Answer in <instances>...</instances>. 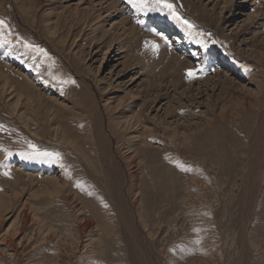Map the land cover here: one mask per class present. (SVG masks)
I'll return each mask as SVG.
<instances>
[{"label": "rangeland", "instance_id": "374dc122", "mask_svg": "<svg viewBox=\"0 0 264 264\" xmlns=\"http://www.w3.org/2000/svg\"><path fill=\"white\" fill-rule=\"evenodd\" d=\"M107 1L0 0V264H264V0H170L190 32ZM143 102L150 123L124 129L111 107ZM142 153L184 189L167 214Z\"/></svg>", "mask_w": 264, "mask_h": 264}, {"label": "bare ground", "instance_id": "6f19581e", "mask_svg": "<svg viewBox=\"0 0 264 264\" xmlns=\"http://www.w3.org/2000/svg\"><path fill=\"white\" fill-rule=\"evenodd\" d=\"M79 1H81V0H78V2ZM96 1L97 0H89V4L91 5L90 6L91 8H92V6L93 7L96 6L94 4V2H96ZM114 1L113 0L110 1V2L107 1L108 3L105 4V6H100L99 9L102 10V12L105 11L104 13H108V15H109L110 13L107 10L112 9V6H109V4L114 3ZM81 4H82V2H81ZM89 4H88V6H89ZM93 11H95L94 8L90 12V10L89 11H85V10L80 9L78 6H75L70 11L71 20L72 21H76V22H78L82 18H84V20H86L88 18L89 14L90 13H93ZM98 15H100V13H98ZM129 32L132 33V34L135 33V28L133 26H130ZM161 77H164V75L162 74ZM37 96L39 97V95H37ZM157 97H155V98H157ZM79 102L77 104H79ZM81 104L82 103H80V105ZM144 107H147L146 106V102H143L141 104L140 109L138 110L139 111L138 114H133V115H130V116H126V113L127 112H130L132 110L130 108H128L127 110H123V109H125L124 105L121 106V107H119V105H116L115 107L113 106L111 108H113L115 110L121 109L120 112L118 113V116H117L118 123L123 124L122 126H123L124 129L131 130L133 128V130H131L132 133H136L137 131H139L138 130L139 128H137V127H139L140 124H146V123L148 124V123H150L149 117L148 116H144V114H143V111L142 110H143ZM113 109H111V111ZM84 118H86V117H84ZM87 119H88L87 121L90 122L91 117L88 116ZM81 123H83V122H80L78 124H81ZM82 126H84L83 127V129H84L83 131H85L84 133L87 132L88 133V136H89V134H90V128H91L92 124L86 125V126L85 125H82ZM148 130L149 131H147V134L151 133L150 129H148ZM92 138H93L94 141L96 140L95 135H93ZM149 139H151V138H149ZM185 139L186 138L184 137V140ZM85 144L86 145H89L90 147H92L91 142H90V139H88L87 141H85ZM92 150L93 151H91V154H93V155L94 154H97L98 155V152H99L98 149L92 148ZM151 150L152 149H150V148L149 149H143V152L151 151ZM80 155L82 157V154H80ZM142 155L144 157H146L148 159V163H151V164L150 165H147L146 163H142L144 165L143 167H142V164L140 165V168H142L143 171L144 170L146 171V175H144V178H142V182L140 184V185H142L141 186V189H142L141 195L144 198L147 197V196H154L153 197V201H155V200L156 201L153 204H155L159 208L160 207L163 208L162 211H161L162 214H165V213L167 214V212L164 211V210H166L167 205L168 204H171L172 205L173 203H175L176 197L180 194V192H183L184 189H182L180 187V185H179V179H176V177L172 174V171H173L172 168L170 166L166 165L167 163H170L171 160H167V159L161 160V158L158 155H152L149 158L146 156L145 153H142ZM166 160H167V163H166ZM100 161H101V158L98 157V161L97 162L100 163ZM77 166H79L78 170L79 169H82V168L83 169L85 168V166H84V164L82 162H78L76 160V162H73V166L71 168V173H74V172L77 171ZM97 166H98V164L93 165V166L90 167V169L94 170L99 175V176L95 175L93 177V179L92 178L89 179L91 182L92 181L97 182L96 180H98L99 178L101 179L102 176H103V174H101L100 172H98ZM101 168L103 169V166L102 165H101ZM174 168L177 170V172H180L181 170H183V168L178 163H176V166ZM114 173L117 174V171H116L115 168H114ZM189 179H190V181L188 183H190L192 181L195 182V183L197 182L194 178H189ZM72 182H74V181H72ZM104 197H105V195H104ZM106 197H107L106 199L108 201L109 200L111 201V200H113V197L114 196H110V198L108 196H106ZM154 198H155V200H154ZM162 202H165V203L163 204ZM113 212H115V211H113ZM109 222L111 224H115V221L114 220H110ZM118 231H119V228H118Z\"/></svg>", "mask_w": 264, "mask_h": 264}, {"label": "snow or ice", "instance_id": "6c2138e0", "mask_svg": "<svg viewBox=\"0 0 264 264\" xmlns=\"http://www.w3.org/2000/svg\"><path fill=\"white\" fill-rule=\"evenodd\" d=\"M127 2L132 6L133 9H135L137 12L143 13L147 15L149 12H158L161 14H164L167 16L169 20L174 21L179 27L184 29L185 31L190 32V30L194 27L189 21L182 18L177 14V11L174 7V4L170 2V0H127ZM138 23H143V21H137ZM4 26V21L0 20V27ZM152 33L154 35H158L155 29H151ZM161 39L163 37L161 36ZM195 43L199 44L201 48L207 50L209 48L208 42L204 40H195ZM165 43L167 41L165 40ZM217 43L216 41H212V44ZM26 47H30L29 45H25ZM151 46L153 51H156L159 47V45L152 41H145V47ZM36 51L38 53L43 54L45 57H47V52H45L44 49L36 48ZM186 75L190 78H195V71L194 70H188ZM29 148L32 149L31 153H20L22 158H31L33 155L35 156H43L46 158H49L51 161L55 162L59 159V153H53V152H40L36 149V146L34 144L29 143ZM6 151V150H5ZM7 155H12L11 152H6ZM63 167V165H61ZM67 171V170H66ZM3 175L7 176L9 175L8 172H3ZM77 187H80V183L78 182L76 184ZM91 195V193H89ZM107 207V205H105Z\"/></svg>", "mask_w": 264, "mask_h": 264}]
</instances>
